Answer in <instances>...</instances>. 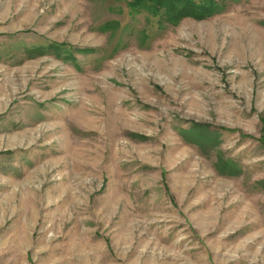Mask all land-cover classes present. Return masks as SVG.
Returning <instances> with one entry per match:
<instances>
[{
  "label": "rangeland",
  "instance_id": "374dc122",
  "mask_svg": "<svg viewBox=\"0 0 264 264\" xmlns=\"http://www.w3.org/2000/svg\"><path fill=\"white\" fill-rule=\"evenodd\" d=\"M217 1L0 0V264H264V0Z\"/></svg>",
  "mask_w": 264,
  "mask_h": 264
},
{
  "label": "trees",
  "instance_id": "16d2710c",
  "mask_svg": "<svg viewBox=\"0 0 264 264\" xmlns=\"http://www.w3.org/2000/svg\"><path fill=\"white\" fill-rule=\"evenodd\" d=\"M221 2L217 0H149L148 3L150 4L144 6L143 10L163 18L166 14L174 15L171 13L173 10H184L188 8L190 11L188 13L189 15L203 17V15L212 14L213 9L221 5Z\"/></svg>",
  "mask_w": 264,
  "mask_h": 264
}]
</instances>
